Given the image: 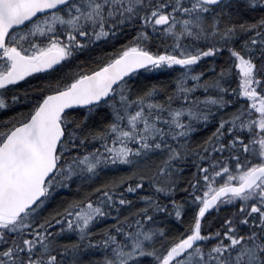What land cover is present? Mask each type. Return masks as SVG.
Wrapping results in <instances>:
<instances>
[{"label":"snow or ice","instance_id":"obj_1","mask_svg":"<svg viewBox=\"0 0 264 264\" xmlns=\"http://www.w3.org/2000/svg\"><path fill=\"white\" fill-rule=\"evenodd\" d=\"M21 103L0 264H264V0H0V109Z\"/></svg>","mask_w":264,"mask_h":264},{"label":"trees","instance_id":"obj_2","mask_svg":"<svg viewBox=\"0 0 264 264\" xmlns=\"http://www.w3.org/2000/svg\"><path fill=\"white\" fill-rule=\"evenodd\" d=\"M118 43H124V39L123 38H120ZM104 51V52H110L112 50L111 47L107 46V45H101L98 49H97V52L96 54L98 55L100 51ZM226 54V53H224ZM223 54V56L218 59L216 61V63L218 64H222L224 62V58H226V56ZM88 61V66L91 67V58L89 57L88 53L87 52H83V53H80L77 57L76 60H73L70 64L66 65L65 69H61V70H58V72L56 73L57 76L63 74L64 71H66L68 68H75L76 64L78 63V61ZM174 72H167V73H160V74H149L147 77H145L144 73H140L141 77L142 78H146V79H150V80H160V79H165V80H170L172 77H174L175 75L173 74ZM33 76H36V79L35 80H29V83L30 84H34V83H37V81H42L44 80L46 77L43 76V75H40V74H33ZM27 79V78H26ZM21 84V87H23V82H19ZM25 105L24 104H17V105H14L11 109L9 110H3V109H0V120L2 119H5L7 118L8 116H11L13 115L14 112H19L21 111L22 108H24ZM212 130L211 127H209L208 129H201L198 136L196 137L197 139L203 137V136H206L207 134L210 133V131ZM76 195L75 191L74 190H70L69 193L63 195V196H58V198L56 197V201H54V203L52 202L51 203V207H56L58 204H60L62 202V199L63 198H66V197H71V196H74ZM215 215V213L213 214ZM191 221V210H189L184 219H183V222L181 224V222L179 221H174V220H171V223H172V226L175 230H178V231H183L184 230V227L187 226V224ZM147 264V262H146Z\"/></svg>","mask_w":264,"mask_h":264},{"label":"rangeland","instance_id":"obj_3","mask_svg":"<svg viewBox=\"0 0 264 264\" xmlns=\"http://www.w3.org/2000/svg\"><path fill=\"white\" fill-rule=\"evenodd\" d=\"M226 54H224L225 56H227V52H225ZM180 69L178 68L177 69V71H179ZM174 75L176 74V73H173ZM233 87H235L236 85H235V83H233V85H232ZM70 190H74L75 191V187L73 186V188H70V189H64V190H60L59 192H58V194H57V198H58V196H63V195H65V194H67V193H69L70 192ZM75 193H76V191H75ZM77 194V193H76ZM57 199H54L53 201H51L49 204H48V208L46 209V211L43 213V215H47V213H48V211H50L51 209H53V208H55V207H51V203L53 202L54 203V201H56ZM137 207H140V205H136ZM171 220H174V221H176V219H175V217H172L171 218ZM114 221L111 219V218H109L105 223H113ZM100 226H103V225H100ZM65 238L66 239H69V240H74V239H76V237H75V235L74 234H71V233H66L65 234ZM97 254H99V253H97Z\"/></svg>","mask_w":264,"mask_h":264}]
</instances>
